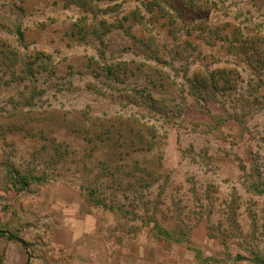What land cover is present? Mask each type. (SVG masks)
<instances>
[{"label": "rangeland", "instance_id": "1", "mask_svg": "<svg viewBox=\"0 0 264 264\" xmlns=\"http://www.w3.org/2000/svg\"><path fill=\"white\" fill-rule=\"evenodd\" d=\"M121 3L109 22L133 9ZM174 3V18L138 3L146 25L131 32L152 55L121 31L95 38L102 16L62 0H0V229L39 260L106 243L150 264H264V0ZM204 71L224 76L213 99L193 94ZM129 119L154 139L126 153ZM62 207L94 219L88 247L49 249ZM2 241L0 261L24 257Z\"/></svg>", "mask_w": 264, "mask_h": 264}, {"label": "trees", "instance_id": "2", "mask_svg": "<svg viewBox=\"0 0 264 264\" xmlns=\"http://www.w3.org/2000/svg\"><path fill=\"white\" fill-rule=\"evenodd\" d=\"M122 1L125 0H100L99 2H97L96 0H62V7L63 8H67V7H76L78 9H80L81 11H83L86 14H91L93 17H96L98 15H101V20L99 22H96L94 25V29L92 32V35L97 38L100 39L103 34H108L111 33L112 30L114 31H121L122 33L126 34L128 37L132 38L133 40L135 39V44L136 46L145 52H149L152 55H154V53L156 52V50L153 49L152 46L146 45L145 42L142 39H137L135 37L134 34H132V27L139 25V26H145L146 25V21H145V17L144 15L141 13V9L140 6L138 5V3L142 6L143 10L146 13H151L155 10H157V14L156 17L158 16H164V17H169V18H174L173 15L175 13V7H174V0H133V9L127 13L124 17L119 18L116 17V20H113L111 22H109V19L113 18V15H109V12H114L115 10L116 12H118V10L120 11V7H122ZM106 15V17L104 16ZM15 31H16V35L19 39L20 43H24L25 38H24V31H22V28L20 26H16L15 27ZM78 31H80V29H78ZM82 32V31H81ZM85 33V31H84ZM240 35V33H237ZM230 45H232V39L229 40ZM246 43V42H244ZM242 46V51H241V57L244 58V60L246 62L251 63V65H249L247 63V66H251L249 69L253 70V71H257L260 72L259 68L260 66H257L258 63V54L257 52H249L247 48L244 46V44L242 42H240ZM156 54V53H155ZM41 55V54H39ZM238 56V55H237ZM155 61L158 60L157 55L152 57ZM31 59V57H26L24 58V63L27 62V60ZM37 62V59H36ZM262 68H264V63H262ZM104 70L106 72V76L107 77H111L113 78V69L112 66L108 65L106 67H104ZM224 69H222L221 72ZM220 71V70H219ZM224 76H220L219 78L216 77V74H214L212 71H204V73L201 75V77L199 78V81H197V85L195 90L193 91V94H195L199 99L202 98H207V99H213L215 96V93L219 90L218 87V82L220 80V78H222ZM234 80L235 77H233ZM224 80V84H227L226 82H230L231 79H229L228 77L223 78ZM258 85L259 86H264V81H262V79H260L258 81ZM260 88V87H259ZM129 126L131 129H129ZM134 126V124L131 123L130 119L129 120H125L122 123V127L124 128L125 132L127 135H130L132 137H127L129 140V145L127 146V144L122 142L127 139L126 137L121 138L122 142H121V146L122 148L125 149V152L127 153L130 150L131 145H135V141L137 140L139 141V143L141 141H143V139H148L149 143L154 139V134L152 132L149 131V129H143V128H138L137 130L133 131L132 127ZM136 127V126H135ZM120 136V133L117 135V137ZM120 138V137H119ZM125 138V139H124ZM137 148V149H135ZM148 148V147H147ZM138 150V147H133L131 148V150ZM108 174V173H107ZM113 173H110L109 176H111ZM119 180V179H118ZM114 182V181H113ZM115 186L120 184V181H115ZM111 184V185H112ZM253 191H258V186L256 184H253L252 188ZM159 235H163L167 233H165V231L159 230L158 231Z\"/></svg>", "mask_w": 264, "mask_h": 264}, {"label": "crops", "instance_id": "3", "mask_svg": "<svg viewBox=\"0 0 264 264\" xmlns=\"http://www.w3.org/2000/svg\"><path fill=\"white\" fill-rule=\"evenodd\" d=\"M63 210V217L60 221V225L57 229L59 231L60 237L59 239H52L51 245L49 246V249L51 247L55 250L58 249H64L67 247H74V245L78 244L81 246L82 244L86 245L88 247V240L92 241L94 237H92L95 233V222L94 219L91 218V216H81L79 213L80 211L75 209V212L66 209V207H62ZM83 237L85 239H83ZM2 240H8V243L10 246H14V248H17L21 253H24V257H19V260L12 264H57L55 261H53L52 253L50 252L46 254L43 258L40 260L33 256V254L25 247H22L23 244L20 240H18L13 234H10L6 232L4 229H0V241L5 242ZM84 240V241H82ZM104 249L100 252H96L92 257L90 255H79L75 254L73 256V260L65 259L62 260L64 264H150V262H154V259H150L148 256L144 255V249L143 247H139L136 252L139 251L138 254H134V257H130L127 254L125 256L119 257L116 253L113 252V247H109V244H103ZM107 254H106V252ZM143 250V252H142ZM11 250H9L10 252ZM8 252V253H9ZM86 252V251H85ZM89 254V253H86ZM16 259V255L14 254ZM171 259L174 258L172 256H168ZM10 254L6 257V259H1V261H7L8 264H10ZM0 261V263H1ZM179 260H173L174 264H179ZM3 264V262H2Z\"/></svg>", "mask_w": 264, "mask_h": 264}]
</instances>
